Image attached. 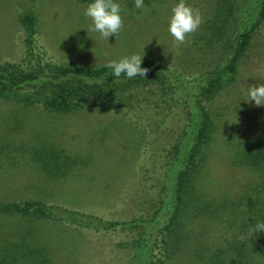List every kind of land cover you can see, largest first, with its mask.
Returning a JSON list of instances; mask_svg holds the SVG:
<instances>
[{"label": "rangeland", "instance_id": "obj_1", "mask_svg": "<svg viewBox=\"0 0 264 264\" xmlns=\"http://www.w3.org/2000/svg\"><path fill=\"white\" fill-rule=\"evenodd\" d=\"M90 2L0 0V61H21L18 16L33 10L39 46L63 62L96 65L143 54L142 59H157L185 75L218 62L216 51L206 50L215 0H185L203 23L184 44L168 32L179 0H144L143 10L134 0H114L122 7L123 27L107 41L88 30L91 20L84 9ZM258 84H264V22L234 86L212 100L216 130L205 146L206 159L166 264H240L228 248L237 231L231 209L246 203L242 197L260 178L234 159L245 138L264 135V106L247 101L248 86ZM190 92L181 94L158 123L154 111L133 114L139 120L134 124L104 111L61 113L0 101V199H41L111 219L152 218L161 205L166 173H173L171 152L182 133L184 111L193 106ZM143 231L139 225L95 232L55 220L0 216V264L7 245L22 235L41 246L51 264H135L136 249L130 245Z\"/></svg>", "mask_w": 264, "mask_h": 264}, {"label": "trees", "instance_id": "obj_2", "mask_svg": "<svg viewBox=\"0 0 264 264\" xmlns=\"http://www.w3.org/2000/svg\"><path fill=\"white\" fill-rule=\"evenodd\" d=\"M215 2L213 23L207 22L211 36L206 47L217 53L215 68L198 67L197 71L185 75L157 59L143 58L141 67L149 71L144 78L132 79L123 74L115 77L111 69L105 67L107 62L84 65L54 58L38 44L34 11L19 14L24 55L20 62L0 61V101L61 113L104 111L126 117L134 124L139 120L133 114L139 112L154 111L155 117H159L155 122L164 121L186 91L194 93L190 95L193 106L188 112L184 111L182 133L171 152L173 173H166L167 182L159 198L161 205L152 218H104L35 198L0 199V216L55 220L95 232L142 225V238L130 245L136 249L135 264H166L177 244L176 229L189 204L197 172L206 159L205 146L216 130L212 100L224 89L234 86L243 58L263 29L264 0ZM234 163L257 174L260 182L248 188V195L242 197L245 204L240 202L231 209L232 224L237 231L228 248L240 264H264V233H249L258 222H264V201L261 200L264 135L245 138ZM242 235L244 241L239 239ZM2 264H51V261L41 246L32 244L22 235L18 242L7 245Z\"/></svg>", "mask_w": 264, "mask_h": 264}, {"label": "clouds", "instance_id": "obj_3", "mask_svg": "<svg viewBox=\"0 0 264 264\" xmlns=\"http://www.w3.org/2000/svg\"><path fill=\"white\" fill-rule=\"evenodd\" d=\"M137 9H145L144 0H134ZM122 7L114 0H92L84 9V15L91 20L89 31L98 32L104 40L110 36L117 37L123 27L121 16ZM168 32L178 44L186 43V38L197 32L203 23L199 11L186 4L185 0H179L171 9ZM143 53V52H142ZM143 55V54H142ZM142 55L132 54L119 61L111 60L105 65L111 69L112 74L119 78L123 74L127 79L137 76L145 77L148 68L141 67ZM254 102L255 106H264V84L248 86V100ZM249 233H264V222H258L249 229ZM241 241L245 240L242 235Z\"/></svg>", "mask_w": 264, "mask_h": 264}]
</instances>
